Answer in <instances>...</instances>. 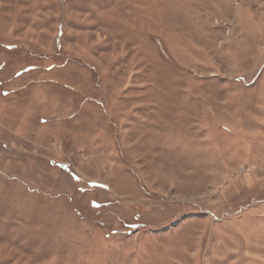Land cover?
<instances>
[{"label":"rangeland","instance_id":"1","mask_svg":"<svg viewBox=\"0 0 264 264\" xmlns=\"http://www.w3.org/2000/svg\"><path fill=\"white\" fill-rule=\"evenodd\" d=\"M0 264H264V0H0Z\"/></svg>","mask_w":264,"mask_h":264}]
</instances>
